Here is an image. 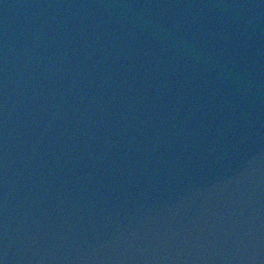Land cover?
I'll return each instance as SVG.
<instances>
[{
    "label": "water",
    "instance_id": "1",
    "mask_svg": "<svg viewBox=\"0 0 264 264\" xmlns=\"http://www.w3.org/2000/svg\"><path fill=\"white\" fill-rule=\"evenodd\" d=\"M3 264H264V0H0Z\"/></svg>",
    "mask_w": 264,
    "mask_h": 264
},
{
    "label": "snow or ice",
    "instance_id": "2",
    "mask_svg": "<svg viewBox=\"0 0 264 264\" xmlns=\"http://www.w3.org/2000/svg\"><path fill=\"white\" fill-rule=\"evenodd\" d=\"M0 264H3V261L2 260H0Z\"/></svg>",
    "mask_w": 264,
    "mask_h": 264
}]
</instances>
